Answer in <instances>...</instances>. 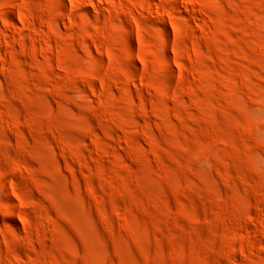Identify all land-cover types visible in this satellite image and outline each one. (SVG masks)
<instances>
[{
	"label": "rangeland",
	"instance_id": "1",
	"mask_svg": "<svg viewBox=\"0 0 264 264\" xmlns=\"http://www.w3.org/2000/svg\"><path fill=\"white\" fill-rule=\"evenodd\" d=\"M0 264H264V0H0Z\"/></svg>",
	"mask_w": 264,
	"mask_h": 264
},
{
	"label": "bare ground",
	"instance_id": "2",
	"mask_svg": "<svg viewBox=\"0 0 264 264\" xmlns=\"http://www.w3.org/2000/svg\"><path fill=\"white\" fill-rule=\"evenodd\" d=\"M2 219L12 220L13 219V216L11 214H4V216L2 217Z\"/></svg>",
	"mask_w": 264,
	"mask_h": 264
}]
</instances>
